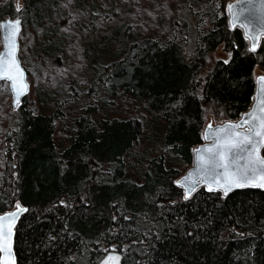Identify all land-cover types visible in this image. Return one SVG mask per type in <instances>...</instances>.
I'll return each instance as SVG.
<instances>
[{"label": "trees", "instance_id": "1", "mask_svg": "<svg viewBox=\"0 0 264 264\" xmlns=\"http://www.w3.org/2000/svg\"><path fill=\"white\" fill-rule=\"evenodd\" d=\"M26 1L42 30L55 31L67 12L63 0ZM122 1L70 0L85 16L78 29L87 30V66L41 86L38 103L27 104L28 93L4 132L0 206L20 199L30 208L15 237L19 264H98L111 244L124 264H264L263 190L225 197L202 188L184 201L174 184L192 166L208 118L235 121L250 108L264 44L251 52L230 27L231 0L174 1L182 7L171 36L161 37L129 30L115 11ZM218 49L224 55L211 64ZM47 233L60 239L37 247Z\"/></svg>", "mask_w": 264, "mask_h": 264}, {"label": "snow or ice", "instance_id": "2", "mask_svg": "<svg viewBox=\"0 0 264 264\" xmlns=\"http://www.w3.org/2000/svg\"><path fill=\"white\" fill-rule=\"evenodd\" d=\"M70 6V0H68L67 3L61 5V10ZM14 7L17 13L25 9V5L20 0H16ZM149 7L152 8L151 12H147L141 5V13H144L148 19H152L157 27L163 30L161 21H164L165 15L169 17L175 15L174 9L181 8L182 5H173L171 0H155V5H149ZM234 7L233 4L227 5L230 12ZM115 11L120 12L121 9L117 7ZM240 11L253 16L258 15L260 20L259 31L264 32V0H247L246 6H241ZM141 13H137V15L139 16ZM59 18L58 12L57 19ZM84 18L83 12L73 9L63 22L68 23L69 19L79 22L80 19ZM232 19V26L235 27L236 22L240 20V15L233 12ZM164 22L171 23L170 20ZM145 26H147V20H145ZM241 26L248 28L251 32L252 25L249 20L243 21ZM128 28L130 30L132 25H128ZM21 29L22 20L19 15L15 19L0 21V31L3 33V49L0 50V82L10 84L11 93L14 97L11 105L13 108L19 107L22 95L28 92L30 88L26 68L19 58L20 44L18 38ZM258 34H253L251 52H256L259 47ZM85 35H87V30H85ZM82 42L79 37H76L73 41V50L76 51V45ZM131 51L135 55V49L133 48ZM229 55L231 56V53ZM78 61L77 69L82 65L83 57H78ZM121 62L126 63L127 57H122ZM224 63L228 64L229 60H224ZM111 67L112 65H105V71ZM75 75H78L77 70L68 68L61 71L58 77ZM58 77H53V79ZM201 79L199 76L196 77V82H201ZM255 80L258 82L255 95L256 104L251 111L242 113L239 120H227L217 126L209 122L200 135L204 141L210 140L211 142L200 144L191 149L195 154V166L183 178L174 181L175 185L182 186L181 196L184 201L194 199L199 194L198 190H202V186L225 197L233 189L239 187L258 186L264 188V154H262L264 153V74L255 76ZM185 95L189 94L185 93ZM200 99L204 100V97L200 96ZM180 104L181 101L178 99L173 107L175 108ZM78 199L87 201V197L84 196H78ZM58 203L70 209L73 207L67 199H60ZM169 203L174 205L177 201L170 200ZM158 207H164L163 200ZM29 212L30 208L20 199H14L11 206H0V264H19L18 251L15 246L18 221L22 214ZM118 219L130 218L111 216L113 222ZM63 228L67 231V222ZM144 235L147 237L149 233L146 232ZM58 239H60L59 234L47 233L41 239L40 244L36 246H43L45 241H47L48 246H52ZM141 243H147L149 247L151 246L150 241H141ZM118 247L117 244H111V250H106V255L100 264H121V255L116 250Z\"/></svg>", "mask_w": 264, "mask_h": 264}, {"label": "rangeland", "instance_id": "3", "mask_svg": "<svg viewBox=\"0 0 264 264\" xmlns=\"http://www.w3.org/2000/svg\"><path fill=\"white\" fill-rule=\"evenodd\" d=\"M176 0H171L173 5H177ZM231 0L229 4L232 2ZM13 2L11 9L9 3ZM25 5V9L20 13L15 11L16 0H0V21L6 20L7 18L15 19L17 15L22 20V31L19 37L20 53L19 58L23 66L27 70V79L30 82L29 94L27 96V104L38 103V96L36 92L43 85H49L54 83L53 77H58V74L64 69H75L81 73L87 66V59L85 56V45L84 42L76 45V51L73 50V41L76 37L82 40L84 36V30H79V25L83 22L80 19L79 22L70 20L68 23H64L63 20H59L54 30H42V27H37L31 23L29 16L26 13V0H20ZM67 0H63L62 4L67 3ZM155 0H123L121 6H118L121 11L119 12L120 18L126 22H132L133 30L139 34L151 37H161V35L172 34V16H166L165 21H171V23H163V30L157 27V24L152 20L148 19L144 13H141V5L151 12L152 8L149 5H153ZM125 8L127 12H125ZM68 13L71 11L69 8H65ZM64 12V18L68 16V13ZM137 13H141L139 16ZM145 20H147V26H145ZM101 31V30H100ZM58 36H57V35ZM83 41V40H82ZM261 42L264 44V37ZM54 46V47H53ZM62 48L63 52L54 56H49L45 53L46 47ZM3 49V41L0 31V50ZM222 55H224L222 49H218L216 52L210 55L211 64H214ZM83 57L82 65L77 69L78 57ZM54 70V71H53ZM47 73V75H45ZM78 73V74H79ZM264 74V71L260 69L255 70V75ZM75 76H71L74 79ZM67 80V76L65 77ZM25 99V98H24ZM13 95L11 93L10 84L0 82V170L2 167V152H3V137L4 132L11 126L14 119H17L19 114V108H13L12 105ZM215 122L213 118H208L207 123ZM59 134V132H58ZM2 151V152H1ZM111 250V249H110Z\"/></svg>", "mask_w": 264, "mask_h": 264}, {"label": "water", "instance_id": "4", "mask_svg": "<svg viewBox=\"0 0 264 264\" xmlns=\"http://www.w3.org/2000/svg\"><path fill=\"white\" fill-rule=\"evenodd\" d=\"M230 4H233L235 7L232 9V11L230 12L229 10H228V8H227V13H228V19H229V25H230V27L231 28H233V29H235V28H239V29H241L242 30V32H243V35H244V37L248 40V42H249V45H250V48H251V43H252V38H253V34L254 33H259L258 34V43H259V46H260V42H261V38L262 37H264V32H260L259 31V29H260V20H259V16L258 15H255V16H253V15H251V14H249V13H247V12H241L240 11V7L241 6H246V4H247V0H233ZM233 12H236L238 15H240V20L239 21H237L236 22V26L235 27H233L232 26V23H233V19H232V13ZM7 19H11V18H7ZM245 20H249L250 22H251V25H252V29H251V32H249V29L248 28H245V27H242L241 25H242V22L243 21H245ZM1 36H2V41H3V33H2V31H1ZM18 42H19V38H18ZM259 48V47H258ZM257 48V49H258ZM23 65V64H22ZM26 75H27V71H26ZM257 85H258V82L256 81V87H255V93H254V97H253V102H252V104H251V106H250V108L247 110V111H245V112H250L251 111V109H252V107L256 104V100H255V95H256V91H257ZM29 93V91L28 92H26V93H24L23 95H22V97H21V102H20V105H19V107L22 105V103H23V101H24V98L27 96V94ZM13 99H14V97H13ZM18 107V108H19ZM244 112V113H245ZM241 117V116H240ZM240 117L237 119V120H239L240 119ZM226 122V121H225ZM211 123L214 125V126H217V125H219V124H221V123H224V122H221V123H214V122H212L211 121ZM208 124V123H207ZM207 124L205 125V127L207 126ZM205 127H204V129H205ZM204 129H203V131H204ZM211 141L209 140V141H204L203 140V142L201 143V144H203V143H210ZM200 145V144H199ZM198 145V146H199ZM197 146V147H198ZM263 154V153H262ZM195 166V154L193 153V164H192V166L181 176V177H179V179H181V178H183L186 174H187V172L190 170V169H192L193 167ZM179 187H181L182 188V186H179ZM202 188H205V189H207L206 187H203L202 186ZM245 188H253V189H260V190H263L264 191V188H261V187H258V186H245V187H239V188H235V189H233L231 192H233V191H236V190H239V189H245ZM208 190V189H207ZM230 192V193H231ZM229 193V194H230ZM23 215V214H22ZM18 223H19V221H18ZM119 252V251H118ZM120 253V255H121V264H124L123 263V255H122V253L121 252H119ZM105 255L106 254H104V256L98 261V264H100V261H102L103 259H104V257H105Z\"/></svg>", "mask_w": 264, "mask_h": 264}]
</instances>
